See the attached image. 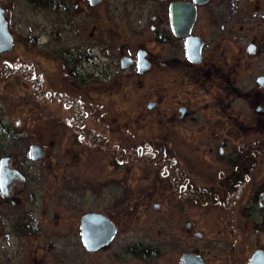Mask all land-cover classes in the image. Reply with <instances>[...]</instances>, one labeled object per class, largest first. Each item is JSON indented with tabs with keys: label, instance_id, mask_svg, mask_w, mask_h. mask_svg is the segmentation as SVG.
Here are the masks:
<instances>
[{
	"label": "flooded vegetation",
	"instance_id": "obj_1",
	"mask_svg": "<svg viewBox=\"0 0 264 264\" xmlns=\"http://www.w3.org/2000/svg\"><path fill=\"white\" fill-rule=\"evenodd\" d=\"M241 1L0 0L9 49L16 46L8 17L14 5L26 28L20 44H31L26 48L37 49L38 58L6 60L11 77L20 73L25 83L30 130L20 151L0 150L2 264H15L17 252L24 253L20 264H60L69 245L95 264L94 255L115 243L121 222L130 226L138 209L159 207L150 200L153 190L168 205L193 206L194 217L168 222L165 251L154 242L126 243L117 264H159L164 253L165 264H181L187 254L193 264H264V71L245 73L258 55L264 60V0H248L259 8L256 19ZM240 40L247 45L237 48ZM94 64L103 72H94ZM242 68L248 87L239 81ZM95 82L110 96L116 89L114 105L130 98L125 107H134L120 110L123 128H112L109 106L95 110ZM87 153L106 156L115 173L105 180L98 168L93 176L85 162L96 160ZM124 163L144 169L118 175ZM113 184L122 197L107 212L103 189ZM143 192L126 200L130 207L123 201ZM88 214L115 229L94 251L81 236Z\"/></svg>",
	"mask_w": 264,
	"mask_h": 264
},
{
	"label": "rangeland",
	"instance_id": "obj_2",
	"mask_svg": "<svg viewBox=\"0 0 264 264\" xmlns=\"http://www.w3.org/2000/svg\"><path fill=\"white\" fill-rule=\"evenodd\" d=\"M3 4L5 5L6 0H2ZM242 5L248 7V12L246 13L247 16L253 17L256 19L257 14H259V8L255 7L251 1L248 0H242ZM11 14L8 16L9 17V25L10 29L12 30L11 32L13 33V39L16 42V46L14 49H8L3 51V53H0V70L1 67L3 66V61L9 60L11 62H17L19 65L23 59H26V57L29 58L30 61H32L34 64H37V49H32L31 44H27L25 47L20 44V39H19V33H21L23 30H26V28H21L19 26V18L17 17V9L16 6L12 5L10 7ZM94 21H90L89 25L90 28H93L95 26ZM24 33H27L25 31ZM46 38L41 37L42 43L44 42ZM248 40L246 41H237L236 47L242 45L246 46ZM33 45V44H32ZM44 46V43L41 44L39 43L37 46ZM27 46H31L29 48H26ZM24 47V48H23ZM38 48V47H37ZM15 64V63H14ZM263 68V69H262ZM93 71L97 72V69H100L103 72V69L99 68V66H96L95 64L93 65ZM36 72L38 71L37 68H35ZM263 70L264 71V60L258 55V58L254 59V65L249 64L248 68L245 70V73H251L253 75L259 74V71ZM239 74H240V79L239 81L241 82V85L243 87H248L251 80V77L248 76L246 77L244 74V68L239 69ZM10 77V78H9ZM8 78L4 79L3 82L0 81V150L8 151V150H17L20 151L23 148V140L26 137V134L29 132L30 128L29 127V108H28V103H27V94H25L26 90L25 83L22 82V77L20 73H15L12 77L9 76ZM94 88L92 92L93 98L92 100H95L96 102V109L99 113L100 111L103 112L104 108L108 107L107 109H112L111 111L113 112L114 115V120L112 121L111 124H113V129L114 131H117V128L121 127L123 128L122 124H126L124 121L125 118V113L126 112H120V110L126 109L129 111V107H134L128 105L125 107L127 104V101L130 100V98H127V100L123 101L124 99L122 98V105L119 106L118 104L114 105L111 102H114L116 99V96L118 95V92H116V89L112 88L111 96L109 93L104 89V87L99 83H93ZM24 86V87H23ZM63 92H67L70 94V96L74 97V94L71 92V90H67L66 88L61 89ZM73 94V95H71ZM122 94V90L120 92ZM132 102V101H131ZM27 103V104H26ZM134 103V102H133ZM243 102H241L242 104ZM137 106L140 105V102L136 104ZM243 107V106H242ZM244 109V107H243ZM132 112V110H130ZM65 112V111H64ZM103 114V113H102ZM104 117H98V120L96 122V125L98 126L99 132L102 133L103 131L106 130L104 128L106 124L102 120ZM110 120V118H108ZM101 120V121H100ZM36 121V120H35ZM40 127V126H39ZM41 128V127H40ZM39 129V128H38ZM34 132L37 131L33 130ZM147 132H152V133H157L156 128H147ZM105 133V132H104ZM118 133V132H117ZM116 134V133H115ZM31 135V134H30ZM31 139L34 140V137L32 135L30 136ZM23 139V140H22ZM29 139V138H28ZM133 139V138H132ZM29 143V140L28 142ZM181 148H185L184 151H186V147L180 145ZM194 151V150H193ZM94 154L92 153V156ZM87 156L91 157L90 153H87ZM96 160V164H93L89 161L85 162V169H92V175H96V171L98 168L101 169V178L108 180L109 177L112 176V174L115 173V168H112L111 164L108 162L107 157L100 155L97 153L91 157ZM98 161V162H97ZM119 171H116L119 174H121L124 171L130 172V174H133L134 176L137 175V172L141 173L142 169L144 167L133 165L131 167H126V163L123 165H117ZM76 168V173L80 175L81 177V167H75ZM89 175V174H87ZM90 176V175H89ZM138 181L142 182V180H135V183H138ZM147 180H145L146 182ZM132 186V185H131ZM135 186V185H133ZM104 197L102 198L103 202H105L106 206V211H109L110 204L112 203V200L117 196L122 197V192L120 190V187H117L115 184L110 185L108 188H104ZM165 193V192H164ZM139 196L144 198L145 194L144 192L142 194L140 193H131L129 197L123 199V201L126 203V200H129L131 196ZM163 193L159 190L155 191L153 190V193L150 194V200H152V204H159L156 209H153L151 211H141L138 209L137 216L138 217H132V222L130 226H125V223L121 222L120 226V231L117 234V238L114 240V244H112L110 247L106 248L105 250H100V252H97L94 255V263L95 264H117V260L122 259L119 257L118 254H123L125 251L124 244L126 243H133L134 241H142L143 243L145 242L146 244L148 242H154L159 248H161L163 251L166 250L167 248V233H166V225L168 222H172L173 226L177 225L180 223L181 219H188L189 217H194L195 214V209L193 206H186V205H180L179 203H171L168 205L166 202L164 203L163 199ZM141 198V199H142ZM131 200V199H130ZM132 201H130L128 206H132ZM126 204H121V208H124ZM147 219H150L149 227H147ZM119 222V220H118ZM144 225V227H143ZM190 246L189 244H184L183 245H178L176 244L173 248L174 249H181V247L187 248ZM195 246H197V243H195ZM67 250H63L61 253V263L60 264H75V259L80 264H89L88 260L86 258L85 253L82 251V249L78 246L76 248H70V245L67 246ZM77 251V254L75 255L74 251ZM23 254L20 252L14 254V261L15 264H20L21 260L23 258ZM75 257V259H74ZM165 259L166 255L164 253V258L159 259V264H165ZM78 263V264H79ZM128 263V262H127ZM2 264V262H0ZM44 264H49V261L46 260Z\"/></svg>",
	"mask_w": 264,
	"mask_h": 264
},
{
	"label": "water",
	"instance_id": "obj_3",
	"mask_svg": "<svg viewBox=\"0 0 264 264\" xmlns=\"http://www.w3.org/2000/svg\"><path fill=\"white\" fill-rule=\"evenodd\" d=\"M89 2L94 5L97 4L96 0H89ZM5 32V21L0 14V53H3V51L11 47V39ZM259 82L264 83V77H261ZM0 173V182H4L3 178L5 177V173H3L2 170ZM81 225V236L83 237L84 245L88 251H94L106 245L114 236L115 229L113 225L101 215L88 214L83 218ZM193 261V255L187 254L182 258L181 264H193Z\"/></svg>",
	"mask_w": 264,
	"mask_h": 264
},
{
	"label": "trees",
	"instance_id": "obj_4",
	"mask_svg": "<svg viewBox=\"0 0 264 264\" xmlns=\"http://www.w3.org/2000/svg\"><path fill=\"white\" fill-rule=\"evenodd\" d=\"M3 66L1 67L0 70V81L3 82L4 79L8 78L11 76L13 73L9 72V69L7 68V62L6 59L3 61Z\"/></svg>",
	"mask_w": 264,
	"mask_h": 264
}]
</instances>
